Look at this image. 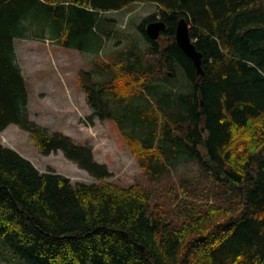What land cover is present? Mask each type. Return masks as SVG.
Wrapping results in <instances>:
<instances>
[{
  "label": "trees",
  "instance_id": "trees-1",
  "mask_svg": "<svg viewBox=\"0 0 264 264\" xmlns=\"http://www.w3.org/2000/svg\"><path fill=\"white\" fill-rule=\"evenodd\" d=\"M135 2L154 3L166 28L152 40L145 26L156 18H143L146 49L96 63L107 80L80 71L79 82L92 116L117 122L145 175L162 177L183 157L222 188L213 202H186L177 226L160 207L150 210L140 183L107 181L112 174L92 146L29 118L16 59L14 39L24 37L97 52L114 33L104 14ZM181 17L202 54V75L175 42ZM120 75L136 83L127 98ZM114 102L124 109L114 112ZM9 124L42 155L62 151L98 180L42 172L0 143V244L25 264H264V0H0V133Z\"/></svg>",
  "mask_w": 264,
  "mask_h": 264
},
{
  "label": "rangeland",
  "instance_id": "rangeland-1",
  "mask_svg": "<svg viewBox=\"0 0 264 264\" xmlns=\"http://www.w3.org/2000/svg\"><path fill=\"white\" fill-rule=\"evenodd\" d=\"M158 12L154 3L135 2L104 14L111 21L114 33L109 38H103L104 45L97 52L66 48L56 40L39 37L15 38L14 48L28 91L29 118L49 130L61 131L81 144L92 146L94 159L105 164L112 174L107 181L121 187L140 183L150 192V210L160 207L165 219L177 226L183 220L180 209L186 202H213L216 195H221L222 188L208 178L194 160L183 157L174 166H170L169 173L162 177L150 178L145 175L117 122L92 116L93 110L87 103L78 76L80 71H91L94 81L107 80V73L96 67V63L114 65V61L121 59L124 53L135 47L138 52H143L147 41L138 30V25L149 15L159 18ZM159 39L161 44L165 43L164 37ZM185 79L183 70L180 69L178 81ZM118 81V91L126 95V98L129 93L125 91L127 87L131 91L136 88L135 81L130 77L120 75ZM126 81L127 85L124 84ZM186 88L181 86L183 91ZM150 99L157 105L154 97ZM111 106L117 112L123 104L114 102ZM172 107L173 105L169 106L168 113H172ZM155 108L157 109L156 106ZM7 127L6 131L0 133V143L29 159L38 170L44 172L54 169L70 178L72 183L98 182L86 170L67 159L62 151L42 155L25 130L15 124ZM127 130L129 131L128 127ZM177 132L183 135L182 130ZM198 148L205 153L203 146ZM0 264L25 263L0 244Z\"/></svg>",
  "mask_w": 264,
  "mask_h": 264
},
{
  "label": "water",
  "instance_id": "water-1",
  "mask_svg": "<svg viewBox=\"0 0 264 264\" xmlns=\"http://www.w3.org/2000/svg\"><path fill=\"white\" fill-rule=\"evenodd\" d=\"M166 28V24L160 18L149 21L145 26L146 35L155 40L161 35V31ZM175 42L183 53L189 57L199 75L203 74L201 66L202 54L195 47L194 42L190 36V25L187 23L184 17H181L175 27Z\"/></svg>",
  "mask_w": 264,
  "mask_h": 264
},
{
  "label": "crops",
  "instance_id": "crops-1",
  "mask_svg": "<svg viewBox=\"0 0 264 264\" xmlns=\"http://www.w3.org/2000/svg\"><path fill=\"white\" fill-rule=\"evenodd\" d=\"M8 129V127L6 129H4V131H6Z\"/></svg>",
  "mask_w": 264,
  "mask_h": 264
}]
</instances>
